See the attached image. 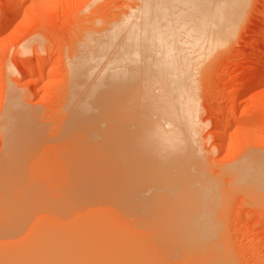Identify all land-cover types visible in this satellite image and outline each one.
I'll use <instances>...</instances> for the list:
<instances>
[{
  "label": "bare ground",
  "instance_id": "obj_1",
  "mask_svg": "<svg viewBox=\"0 0 264 264\" xmlns=\"http://www.w3.org/2000/svg\"><path fill=\"white\" fill-rule=\"evenodd\" d=\"M163 1L142 0L79 36L52 138L21 116L11 92L1 119L0 264L234 263L218 221L225 196L195 146L192 93L248 0ZM5 3L4 26L23 0ZM263 82L261 71L242 94ZM36 144L47 145L37 148L41 162ZM262 160L245 158L235 173L254 197L264 193Z\"/></svg>",
  "mask_w": 264,
  "mask_h": 264
},
{
  "label": "rangeland",
  "instance_id": "obj_2",
  "mask_svg": "<svg viewBox=\"0 0 264 264\" xmlns=\"http://www.w3.org/2000/svg\"><path fill=\"white\" fill-rule=\"evenodd\" d=\"M192 2L195 5L197 0ZM141 4L142 0H23L15 20L8 19L4 26L9 10L5 0H0L1 154V119L10 94L21 100L22 111H18L22 117L29 115L40 123L38 128L48 129L50 138L55 136L64 119L61 108L75 42L79 36L98 33L124 14L139 10ZM242 15L239 26L222 40L221 48L211 52L201 73L198 71V80L194 79L198 128L194 138L206 175L219 183L225 196L223 207L217 208L222 207L218 221L227 253L235 264H264V193L254 197L235 179L241 160L264 157V82L242 94L254 76L264 71V0H248ZM41 63L45 67L39 71ZM31 120L27 122L35 125ZM219 130L226 132L225 146L220 145ZM44 145L36 144L33 153L38 147L42 148H38L40 152L47 151ZM40 152L34 157L41 162L45 151L42 155ZM206 175L202 181L208 179Z\"/></svg>",
  "mask_w": 264,
  "mask_h": 264
}]
</instances>
